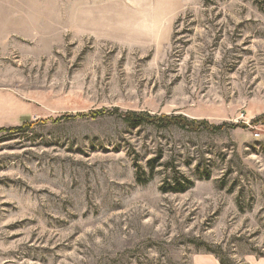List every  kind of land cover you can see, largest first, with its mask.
<instances>
[{
  "label": "rangeland",
  "instance_id": "374dc122",
  "mask_svg": "<svg viewBox=\"0 0 264 264\" xmlns=\"http://www.w3.org/2000/svg\"><path fill=\"white\" fill-rule=\"evenodd\" d=\"M263 117L264 0H0V264H264Z\"/></svg>",
  "mask_w": 264,
  "mask_h": 264
},
{
  "label": "trees",
  "instance_id": "16d2710c",
  "mask_svg": "<svg viewBox=\"0 0 264 264\" xmlns=\"http://www.w3.org/2000/svg\"><path fill=\"white\" fill-rule=\"evenodd\" d=\"M104 115H115V116H119L121 117V119H123V121L126 124H129L130 126L133 127H138V126H142V125H150V126H155L157 128L160 129H167L169 127L175 126V127H180L182 129H187V130H191L194 132H198V131H206V132H210V133H220V132H224V130L226 129H230V128H235L233 126L230 125H223V126H217V125H212L207 121H189L187 118L185 117H177V116H167V115H163V116H153L149 113H136V112H128V113H121L119 109L113 111V112H108V111H102V112H96V113H92L91 116H93L92 118H97L98 116H104ZM262 120H264V117L262 119H257L255 121L254 124L261 122ZM33 124L31 123H26L24 124L22 127L17 128V129H9L10 131H18V132H22L27 130L29 127H32ZM6 129H1L0 132H5V131H9ZM178 172V171H177ZM180 173H176V175H179ZM177 178H175L173 180L172 183H170L169 188L168 187H164V191L165 192H172V193H185L188 190H190L193 186H194V182L188 178H186L185 176L181 175L176 176ZM140 182H144L147 183V181H140ZM221 264H226L224 260L219 259Z\"/></svg>",
  "mask_w": 264,
  "mask_h": 264
},
{
  "label": "crops",
  "instance_id": "0c3cea01",
  "mask_svg": "<svg viewBox=\"0 0 264 264\" xmlns=\"http://www.w3.org/2000/svg\"><path fill=\"white\" fill-rule=\"evenodd\" d=\"M208 263L210 264H218V262H215V260L213 261L212 259H205Z\"/></svg>",
  "mask_w": 264,
  "mask_h": 264
}]
</instances>
